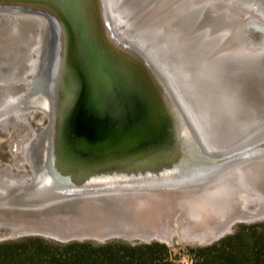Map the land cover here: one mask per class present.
Wrapping results in <instances>:
<instances>
[{
    "label": "water",
    "instance_id": "1",
    "mask_svg": "<svg viewBox=\"0 0 264 264\" xmlns=\"http://www.w3.org/2000/svg\"><path fill=\"white\" fill-rule=\"evenodd\" d=\"M222 1L262 17L243 33L260 32L255 48L263 49L264 3ZM1 19L32 23L33 35L21 90L0 102V124L37 114L42 123L17 143L27 170L0 180V227L64 241L93 238L91 229L65 232L62 225L130 218L134 205L151 198L207 190L213 177L264 167V111L249 122L234 116L232 130L216 138L211 120L192 112L147 43L114 23L107 0H0ZM246 191L257 198L242 221L262 218L264 190Z\"/></svg>",
    "mask_w": 264,
    "mask_h": 264
},
{
    "label": "rangeland",
    "instance_id": "2",
    "mask_svg": "<svg viewBox=\"0 0 264 264\" xmlns=\"http://www.w3.org/2000/svg\"><path fill=\"white\" fill-rule=\"evenodd\" d=\"M115 1L123 13V26L147 43L153 53L152 58L159 66H165L167 70L164 72L171 73L173 84H177L180 95L187 98L192 112L202 113L211 120L208 125L216 138L221 139L226 129L230 132L234 116L239 121L249 122L259 107L264 111L258 102L264 97V48H255L262 36L252 29L243 34L247 23H260L262 17L257 14L253 17L251 12L237 9L222 0ZM256 1L264 3V0ZM234 11H238L236 16ZM32 35L33 26L28 21L0 20V82H6L0 83V102L18 93V86L12 83L19 80L21 73L24 77L27 64L12 49L27 48ZM202 99L207 108L215 111L203 110L200 106ZM41 120L42 115L37 114L21 122L11 119L7 124H0V180L6 181V171L17 174L27 170L22 165L23 155L17 143L36 129ZM246 178L250 186H260L264 190V169L251 168ZM247 187L245 183L242 185L243 189ZM244 193L248 192H237L220 197V200L216 194H171L151 198L152 201L145 205H134L133 217H119L116 222L107 217L94 223L76 222L73 227L62 225L66 226L63 227L65 232L91 229L96 234L93 238L64 241L45 233L19 234L0 227V264H32L39 251H54L53 246L58 244L89 243L98 246L109 242L163 244L173 264H192L190 250L211 246L239 232L251 247L255 246L256 250L264 253V216L255 220H238L230 230L210 241L205 237L202 239L204 242L191 240L192 235L211 233L212 229L220 233L223 226L240 217L249 203L244 200ZM255 196L252 197L257 198ZM261 203L264 209V198ZM254 205L250 210L258 209V205ZM131 232L142 238L129 241L123 236ZM109 233H119V236L100 240L99 236ZM145 233L154 236L143 241Z\"/></svg>",
    "mask_w": 264,
    "mask_h": 264
},
{
    "label": "trees",
    "instance_id": "3",
    "mask_svg": "<svg viewBox=\"0 0 264 264\" xmlns=\"http://www.w3.org/2000/svg\"><path fill=\"white\" fill-rule=\"evenodd\" d=\"M54 251H39L32 264H173L165 245L109 242L58 244ZM42 248V247H41ZM56 249V250H55ZM192 264H264V253L251 247L239 233L189 251ZM46 260V262L42 261Z\"/></svg>",
    "mask_w": 264,
    "mask_h": 264
},
{
    "label": "bare ground",
    "instance_id": "4",
    "mask_svg": "<svg viewBox=\"0 0 264 264\" xmlns=\"http://www.w3.org/2000/svg\"><path fill=\"white\" fill-rule=\"evenodd\" d=\"M116 4V1L115 0H107V6H108V9H109V14H111V16L113 17L114 19V23L115 24H118L119 26L121 25H124L125 22H123V18H122V15L123 13H121L120 10H118V7ZM112 10L115 11L114 13H112ZM114 14L116 15V17H114ZM251 16L255 17L256 14H253L252 12L250 13ZM258 17V16H257ZM253 19V18H252ZM257 19V18H256ZM121 31L125 30L124 27H122L120 29ZM25 48L24 47H20L19 49L15 48V49H12V52L16 54L17 57H22L23 54L25 53ZM20 52V54H19ZM151 57V56H150ZM158 65V64H157ZM167 72H165L166 74ZM169 73V72H168ZM171 75V73H169ZM18 79V78H17ZM15 81V80H14ZM22 81V80H21ZM20 81V82H21ZM9 84V83H8ZM13 84V83H12ZM18 94V93H16ZM10 95V94H9ZM260 101V105H263V108H264V97L260 100H258V102ZM185 107V106H184ZM262 107L260 108L259 107V110L254 114L253 117H255L258 113H261ZM202 113H200L199 115H201ZM203 115V114H202ZM208 121V120H207ZM8 123V122H7ZM6 123V124H7ZM10 123V122H9ZM10 125V124H9ZM6 126H4L5 128ZM20 146V145H19ZM18 149V148H17ZM21 149V148H20ZM20 152V150H19ZM259 168V169H264V167L262 166H253V167H246L244 169H241V171L239 172V174L236 172L234 173H231V174H228V175H225V176H218V177H213L212 180L209 182V187L207 190L205 189H196L197 191L196 192H187L186 194H189L190 196H192L193 194H200V195H204V196H211V195H217L219 196V200H220V197L222 198H225L227 197L228 195H231V194H234V193H237V192H243L245 191L243 188H242V185L245 183L248 185L247 188H250V185L248 184V180L246 178V175L249 174V171L251 168ZM242 190V191H241ZM217 191L219 193H217ZM251 192L249 193H244L242 194L244 196V200L246 202H248L252 195L250 194ZM188 195V196H189ZM218 200V199H217ZM248 205V204H247ZM254 205V204H253ZM252 205V206H253ZM255 206V205H254ZM253 206V207H254ZM2 207V204L0 203V208ZM246 207V206H245ZM247 209V207H246ZM245 209V210H246ZM256 209V207H255ZM248 210V209H247ZM252 210V209H251ZM255 211V210H254ZM240 216H243L245 215L244 212L241 214H239ZM264 216V213L263 215ZM261 216V217H262ZM236 219H239V220H244L242 217H237ZM251 219H255L254 217H250V220ZM201 222V221H200ZM204 222V221H203ZM233 224V223H232ZM230 226H231V222H229L228 224H226L225 226H223V228L219 231L220 233H217L215 229H212L213 231L211 233H202V234H197L195 235H192V238L191 240H193V242H204L202 239H204V237L206 239H213L215 237H217L219 234H222V233H225L227 232V230H230ZM68 229V228H67ZM70 229V228H69ZM209 230V229H208ZM211 230V229H210ZM145 238V237H144ZM186 238V236H185ZM186 240V239H185ZM215 240V239H214ZM210 241V240H209ZM192 242V241H191ZM187 243H190L189 241ZM196 244V243H195ZM207 244V243H206Z\"/></svg>",
    "mask_w": 264,
    "mask_h": 264
},
{
    "label": "flooded vegetation",
    "instance_id": "5",
    "mask_svg": "<svg viewBox=\"0 0 264 264\" xmlns=\"http://www.w3.org/2000/svg\"><path fill=\"white\" fill-rule=\"evenodd\" d=\"M244 33H246L245 31H244ZM243 33V34H244ZM11 62H13V60L11 61ZM168 74V76H169V73L167 72L166 73V75ZM169 77H171V75L169 76ZM23 78H22V73H21V75H20V77H19V80H15V82L12 84V85H14V86H18V92L21 90V85L19 84L20 83V81L22 80ZM1 83V82H0ZM1 84H6V82H4V83H1ZM18 141V140H17Z\"/></svg>",
    "mask_w": 264,
    "mask_h": 264
}]
</instances>
